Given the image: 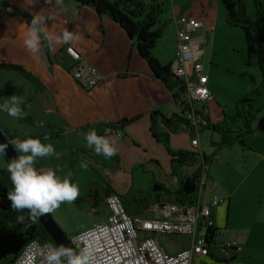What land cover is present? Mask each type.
<instances>
[{
  "label": "crops",
  "instance_id": "1",
  "mask_svg": "<svg viewBox=\"0 0 264 264\" xmlns=\"http://www.w3.org/2000/svg\"><path fill=\"white\" fill-rule=\"evenodd\" d=\"M242 1L248 15L253 16L252 0ZM0 4L15 14L5 18L8 22L12 19L13 26H20L28 33L37 29L43 47L38 52L27 40H19L14 44L16 51L13 57L0 53V62L21 66L31 73L29 79L32 80L26 81L18 73L10 77H0V101L3 102L0 107V131L9 137L12 146L16 148L38 199L53 216L67 239L70 241L79 233L70 228L69 219L74 220L84 203L91 205L92 208L88 210L90 214L97 215L91 225L107 221L108 212L104 200L109 194L120 197L127 214L144 219L163 218L165 204H182L183 199H176L168 193L176 192L180 187L179 180L185 183L186 179L198 173L200 166L182 167L174 173L170 155L162 142L152 136L151 128L157 134L167 136L172 151L186 152H190V140L194 130L182 121L171 120L170 124L163 121V118L181 117L180 108L172 99L166 85L154 78L151 69L138 55L124 31L107 17L98 16L93 9L79 7L74 0H0ZM62 17H69V21L61 22ZM189 19L203 25L191 33L201 51L199 62L209 51L208 46H205V39H211L213 44L222 32L237 34L235 31L227 32L223 29L231 28L225 23L223 0H168L160 21L165 26L168 25L169 30H174L173 39L169 43V55L158 49L159 42L153 50L161 66L170 64L174 59L176 28ZM64 24L66 27H61ZM211 25L213 29L210 28ZM217 28L220 29L218 33ZM80 30L85 33L83 39H80ZM49 34H56L53 42L49 40ZM6 43L8 39L0 33V44ZM66 46L73 47L80 54L83 64L94 67L101 73L103 80L94 88L80 86L69 70L63 67V51ZM249 68V72L252 71V81L259 86L258 68ZM7 73L12 74L13 71ZM207 86L213 95L209 83ZM212 102L202 106L208 117L207 109ZM27 104L30 105L31 112L26 116V121L29 116H33L34 110H41L36 127L40 134L39 137L22 141L23 139L15 138V127L11 118L20 122L18 114ZM222 115L223 112L221 117ZM121 120L129 121L122 128L123 137L106 138L104 128ZM252 129L254 132L249 137L259 135L264 139L261 129ZM208 132L213 134L209 136ZM203 134H206L213 145L220 141L218 134L200 128L198 135ZM24 143L29 144L28 150H22ZM248 151L255 155L260 150L249 148ZM262 160L263 157L255 166ZM85 168L93 172L95 180L91 178L88 184V180H84L83 185H87V188L83 195H79L75 188L80 186L82 179L87 178ZM208 181L209 176L207 184ZM0 183L20 199L21 191L11 178L10 167L1 150ZM185 196L188 204L189 198L193 196ZM248 196V193L242 192L241 198H237L229 196L223 188L206 186V199L219 197L223 200L212 210L213 227L221 232L224 239L235 241L238 247L231 250L227 257L198 256L193 259L192 264H264V216L259 213L253 216L252 222L258 225L253 229L250 223L238 222L236 210L234 208L232 211L231 208L235 198L238 209L244 214L250 202ZM4 214H14L13 226L19 220V228H22L16 241L18 246L26 226L15 211L0 208V228L7 222ZM260 216V222L256 223ZM201 229L202 227L200 233ZM153 237L171 255L186 250L190 244V238L186 236L156 234ZM260 240L263 241L261 248ZM16 249L17 247L15 253ZM15 253L12 262L15 260Z\"/></svg>",
  "mask_w": 264,
  "mask_h": 264
},
{
  "label": "built area",
  "instance_id": "2",
  "mask_svg": "<svg viewBox=\"0 0 264 264\" xmlns=\"http://www.w3.org/2000/svg\"><path fill=\"white\" fill-rule=\"evenodd\" d=\"M202 24L189 19L176 28V50L170 63L171 75L184 84L187 102L191 108L182 117L194 130L190 152L201 157L198 131L206 126L203 105L213 101L208 89V78L202 73L199 60L201 51L191 33ZM213 29V26H210ZM65 67L72 78L83 88L92 89L103 80L94 67L83 64L80 54L71 46L64 47ZM108 139H121L123 132L107 125L103 131ZM200 172L194 183L192 204H165L163 218L144 219L126 213L121 199L109 194L104 205L108 212L106 222L92 225L70 239V244L83 264H192L195 257L224 255L238 247L235 241L224 239L213 227L212 210L223 200L205 198L208 167L199 162ZM200 227L202 232L200 233ZM213 228L211 239L207 231ZM156 234L180 235L190 238L189 248L176 254L166 253L153 237ZM11 264H64L56 248L49 242L32 240L23 247Z\"/></svg>",
  "mask_w": 264,
  "mask_h": 264
},
{
  "label": "rangeland",
  "instance_id": "3",
  "mask_svg": "<svg viewBox=\"0 0 264 264\" xmlns=\"http://www.w3.org/2000/svg\"><path fill=\"white\" fill-rule=\"evenodd\" d=\"M10 15L15 14L10 12L6 6L0 4V33H3L8 39V43L0 44V49L2 50L0 53H3V56L5 55L6 57H13L16 51L14 44L19 40H27L29 45L33 46L34 50L39 52V50L43 48L41 37H39V31L35 28L32 30V33H28L27 30H23L20 26H13L12 19L11 22H8L5 19L8 16L10 17ZM62 20H65L64 22L67 23L69 21V17H62L61 22H63ZM52 25L55 27L54 24ZM167 26L164 27L162 36L159 39L160 41H158V49L162 50L165 55H169V43L173 39L172 34L174 31L173 29L169 30ZM61 27L65 28L66 24ZM223 29H226L225 31L227 32L235 31L237 34L233 35L225 32L226 36L223 38L222 36L225 33L222 32L217 36L218 38H215L213 44L211 39H205V46H208L209 51L200 61L203 66V73L208 78L209 88L213 90L214 101L212 102L213 104L209 105V109H207L210 122L213 125L220 122L221 112L225 115L234 116L237 108L240 110H246L247 107H245V103H240V101H242L243 97L249 91L258 86L256 85V82L254 83L251 80L250 75L252 71L249 72L250 68L246 65L247 47L244 41L243 33L237 28L223 27ZM219 31L220 29L218 30L217 28V33ZM84 34L85 33L80 30V39L85 37ZM55 35L56 34H49V40L51 42L55 40ZM202 45L204 44L202 43ZM241 47L242 49H240ZM94 49L95 47H93L92 50L94 51ZM7 72L11 71L0 70V77H10L16 73L13 72L12 74H8ZM26 72L31 74L28 71ZM25 80L28 81L30 79L25 78ZM31 81L32 80L29 82ZM2 104L3 102L0 101V107H2ZM263 107L264 90L261 89L259 96L255 102L252 103L249 111L251 115H254L252 128H258V130L261 129L264 137ZM3 111L5 114L6 109ZM40 111L41 110H34L33 116H29L28 121H26V116L31 112V107L27 104L18 114L20 122L11 118L15 127V138L26 141L30 138L39 137L40 131L37 130L36 127L38 125V119L40 118ZM241 127L242 118L237 116L235 121L232 123L231 128L236 130ZM212 134L213 133L210 134V132H208L209 136ZM198 140L200 142V147L202 146L203 152L206 155L213 154L211 156L213 158L212 162L208 166L209 183L207 184V188H223L227 191L229 196L231 195L237 198H241L242 192L248 193L249 196L247 199L250 200V202H248V206H246L247 209L244 214L238 209V201L235 198H233V207L231 206V208L232 211L235 208L236 215L239 217L237 218L238 222H241L242 224L250 223V225L253 226V229H256L258 225L252 222L253 216L257 213L264 216V139L259 135L251 137L247 136L246 141L244 142L245 148L240 147L236 141H234L230 147L221 146L218 147L219 149H215L216 146L213 144V146L211 145V142L207 138L206 134L198 135ZM28 145L24 143L22 150H28L30 147ZM249 148H258L260 151H257L255 155H252L248 151ZM14 149L16 151L15 147ZM262 157L263 160L255 166ZM85 171H87V178L82 179L80 186L75 188V192L79 195H83L86 191L87 185H83L84 180H88L86 181L87 184L91 182L92 179L95 180L94 176H92L93 172L90 169L85 168ZM90 206L91 205L84 203L77 212V215L74 216V220L69 219L70 228L72 230H76V232L81 233L84 228L92 226L91 224L97 219V215L89 213V208H92ZM44 208L46 209V207ZM46 211L57 224L50 212L47 209ZM4 216H6V214H4ZM13 218L15 219L14 214L6 216L4 219L7 220L6 224H4V227L0 228V264H11L10 262L13 260L15 248L17 247L16 241L21 233L22 227L19 228V220H17L16 225L13 226ZM260 220L261 216L256 223H259ZM57 226L59 227L58 224ZM60 230L62 231L61 228ZM68 238L70 239V237ZM262 246L263 241L260 240L259 247L261 248Z\"/></svg>",
  "mask_w": 264,
  "mask_h": 264
},
{
  "label": "trees",
  "instance_id": "4",
  "mask_svg": "<svg viewBox=\"0 0 264 264\" xmlns=\"http://www.w3.org/2000/svg\"><path fill=\"white\" fill-rule=\"evenodd\" d=\"M167 1L168 0H149L148 3H145L143 0H74L79 7L86 6L93 9L98 16L107 17L124 31L126 36L131 40L138 55L151 69L154 78L166 85L171 93L172 99L180 108L181 115H184L191 108L190 103H188L186 99L184 84L171 75L169 71L170 64L161 66L153 54V50L161 38L165 27V23L160 21V16L164 11V6ZM252 6L254 14L253 16H249L242 0H223V7L226 15L225 23L227 26L237 28L243 33L247 47L246 65L248 67L254 66L258 68L260 85L249 91L243 97L242 101H240V103H245V107H247L246 110H240L237 108L234 116L223 114L220 122L214 125L211 124L210 119L206 114V126L204 128L220 136L219 143L215 145L216 148L221 146L230 147L234 141H236L241 147H245L244 140L254 132V129H252L254 115H251L249 110L252 103L255 102L259 96L260 90H264V1L252 0ZM63 61L64 58H62V62ZM64 66L65 63L63 67ZM0 70L16 72L26 79L30 77L29 73L16 64L0 62ZM250 78L253 80L252 77ZM237 116L242 118V127L233 130L231 128L232 123ZM171 120L182 121L190 127L188 122L182 116H172L170 119L163 118V121L166 124H170ZM128 122V120H121L109 125L122 130ZM151 133L155 139L162 142L167 153L170 155V163L174 173L182 167L191 166L197 168L200 161L208 167L212 161L211 156H205L201 148L200 159L198 158L199 156H196L192 152L172 151L169 148L168 139L165 134H157L153 128H151ZM6 138L9 139V137ZM24 170L27 171L25 167ZM199 172L200 169H198V173ZM198 173L192 178L186 180L195 183L198 178ZM11 178L13 180L12 174ZM179 184V189L174 193H168V195L175 197L176 199L181 198L183 199L182 204H187L185 200L186 196L184 192L181 191L184 182L179 180ZM32 187L35 190L33 185ZM192 196L194 195H191V197ZM0 208L8 211H15L28 230L26 239L17 246L14 259L20 254L26 243L32 240H36L39 243L49 242L53 245L36 217L28 209L23 196L21 195L20 199H18L2 183H0ZM213 232L214 229L210 227L207 231V239H211ZM57 252L62 262L66 264L63 256L58 250Z\"/></svg>",
  "mask_w": 264,
  "mask_h": 264
},
{
  "label": "water",
  "instance_id": "5",
  "mask_svg": "<svg viewBox=\"0 0 264 264\" xmlns=\"http://www.w3.org/2000/svg\"><path fill=\"white\" fill-rule=\"evenodd\" d=\"M0 149L3 152L10 171L13 177V181L16 186L21 191L24 201L31 211V213L36 217L39 224L44 229L45 233L49 236L54 247L63 256L66 264H83L77 252L71 246L69 240L60 230L57 224L53 221L51 216L48 214L40 200L38 199L34 188L32 187L30 176L24 170V167L19 159L12 143L8 138L5 137L4 133L0 131ZM158 188L159 187H154ZM152 189L154 192L155 189ZM195 190L194 184H189L186 181L182 187V192L188 196L192 195ZM192 204V199L189 198L188 205Z\"/></svg>",
  "mask_w": 264,
  "mask_h": 264
},
{
  "label": "flooded vegetation",
  "instance_id": "6",
  "mask_svg": "<svg viewBox=\"0 0 264 264\" xmlns=\"http://www.w3.org/2000/svg\"><path fill=\"white\" fill-rule=\"evenodd\" d=\"M30 212H31V211H30ZM26 234H27V229H25V233H24V235H23V239H22V241L26 239V238H25V237H27ZM22 241H21V242H22Z\"/></svg>",
  "mask_w": 264,
  "mask_h": 264
},
{
  "label": "clouds",
  "instance_id": "7",
  "mask_svg": "<svg viewBox=\"0 0 264 264\" xmlns=\"http://www.w3.org/2000/svg\"><path fill=\"white\" fill-rule=\"evenodd\" d=\"M193 195V194H192ZM54 246V245H53Z\"/></svg>",
  "mask_w": 264,
  "mask_h": 264
}]
</instances>
